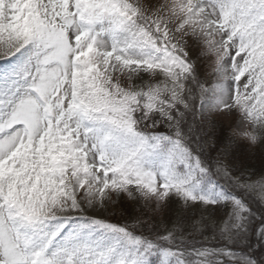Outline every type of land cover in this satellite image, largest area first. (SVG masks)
Segmentation results:
<instances>
[{
  "label": "snow or ice",
  "instance_id": "6c2138e0",
  "mask_svg": "<svg viewBox=\"0 0 264 264\" xmlns=\"http://www.w3.org/2000/svg\"><path fill=\"white\" fill-rule=\"evenodd\" d=\"M0 264H264V0H0Z\"/></svg>",
  "mask_w": 264,
  "mask_h": 264
},
{
  "label": "rangeland",
  "instance_id": "374dc122",
  "mask_svg": "<svg viewBox=\"0 0 264 264\" xmlns=\"http://www.w3.org/2000/svg\"><path fill=\"white\" fill-rule=\"evenodd\" d=\"M223 123L225 124V126H227L228 123H229V121H223ZM118 209H119V208H115V209H114L115 214H116L115 218H118V217H119L120 210H119V213H118Z\"/></svg>",
  "mask_w": 264,
  "mask_h": 264
},
{
  "label": "trees",
  "instance_id": "16d2710c",
  "mask_svg": "<svg viewBox=\"0 0 264 264\" xmlns=\"http://www.w3.org/2000/svg\"><path fill=\"white\" fill-rule=\"evenodd\" d=\"M119 210H120V209H118V213H119Z\"/></svg>",
  "mask_w": 264,
  "mask_h": 264
}]
</instances>
